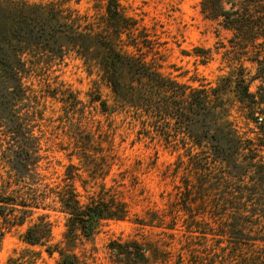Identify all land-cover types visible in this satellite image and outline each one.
Listing matches in <instances>:
<instances>
[{
  "label": "trees",
  "instance_id": "16d2710c",
  "mask_svg": "<svg viewBox=\"0 0 264 264\" xmlns=\"http://www.w3.org/2000/svg\"><path fill=\"white\" fill-rule=\"evenodd\" d=\"M70 1L0 0V220L9 226L28 224L26 244L45 247L50 257L57 254L58 264H87L74 252L78 242L92 239L104 222L128 218V205L115 188L80 192L74 184L76 166L69 165L65 177L52 183L40 170L45 158L37 121L42 114L29 82L46 75L52 61L74 56L109 87L117 107L180 131L192 177L185 181L184 202L197 205L186 207L193 224L216 231L218 242L236 247L264 242V119L257 117L264 115V43L259 42L264 0L201 3L202 13L231 30L250 54L261 82L257 94L242 73L216 87L183 85L149 59L156 49L145 30L124 15L120 0H96L103 13L95 18L68 7ZM232 84L245 112L244 129L233 120V106L224 102ZM81 150L92 174L103 172L88 149ZM54 214L64 218L66 229L57 244H52ZM198 216L208 222H197ZM108 249L113 264H150L154 256L138 241H113Z\"/></svg>",
  "mask_w": 264,
  "mask_h": 264
},
{
  "label": "rangeland",
  "instance_id": "374dc122",
  "mask_svg": "<svg viewBox=\"0 0 264 264\" xmlns=\"http://www.w3.org/2000/svg\"><path fill=\"white\" fill-rule=\"evenodd\" d=\"M202 1L120 0V4L124 15L136 21L140 31L145 30L156 49L149 59L156 61L165 76L198 88L236 81L242 73L251 93L257 94L261 82L255 79L257 67L249 60L250 54L237 44L231 30L202 13ZM67 6L89 18L103 13L96 0H72ZM44 75L29 82L39 99L36 109L42 114L37 121L45 158L42 174L50 183L58 182L69 165L76 166L74 184L80 192L98 193L105 185L120 192L128 205L125 221L104 222L92 239L78 242L74 252L87 264H113L108 249L113 241L148 245L154 253L150 264H264V242L236 247L218 242L216 231L192 223L186 207L195 210L197 205L184 202L185 181L192 177L177 128L151 124L145 115L117 107L109 87L74 56L52 61ZM234 88L232 84L224 102L233 106V120L244 129L245 112ZM257 117L264 119L260 113ZM81 149H88L103 172L92 174ZM202 220L208 222L202 216L196 219ZM52 222V244H57L66 232L65 220L54 214ZM27 229L28 224L9 226L0 220V264H58L57 254L50 257L45 247L26 244Z\"/></svg>",
  "mask_w": 264,
  "mask_h": 264
}]
</instances>
